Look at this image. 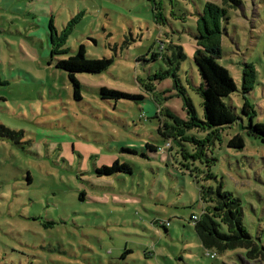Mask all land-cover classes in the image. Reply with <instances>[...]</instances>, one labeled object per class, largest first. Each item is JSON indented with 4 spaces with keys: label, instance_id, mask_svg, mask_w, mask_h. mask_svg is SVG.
Wrapping results in <instances>:
<instances>
[{
    "label": "rangeland",
    "instance_id": "obj_1",
    "mask_svg": "<svg viewBox=\"0 0 264 264\" xmlns=\"http://www.w3.org/2000/svg\"><path fill=\"white\" fill-rule=\"evenodd\" d=\"M206 1L0 0V126L17 132L0 137V264H263L244 248L205 249L191 215L210 209L202 189L221 186L240 199L244 226L264 245V142L247 132L241 109L243 67L253 62L247 96L254 121L264 123V0H212L227 8L219 62L238 85L225 97L235 123L216 135L181 126L188 115L173 77L155 76L171 64L152 52L162 42L181 45L177 74L203 117L193 54ZM80 11L68 53L50 63L49 20L62 30ZM81 44L88 57L113 63L76 73L77 98L55 63ZM102 86L144 98L104 99ZM237 133L242 148L228 146ZM147 142L167 151L152 152ZM116 159L132 171L98 174Z\"/></svg>",
    "mask_w": 264,
    "mask_h": 264
},
{
    "label": "trees",
    "instance_id": "obj_2",
    "mask_svg": "<svg viewBox=\"0 0 264 264\" xmlns=\"http://www.w3.org/2000/svg\"><path fill=\"white\" fill-rule=\"evenodd\" d=\"M83 11L73 16L62 30H58L51 18L48 24V35L51 51V62L55 59V55L68 53L65 47L67 39L75 26L82 18ZM228 18L227 8L212 0H207L204 4L203 11L199 14L196 21L195 51L194 60L201 76V85L197 86V90L202 97L203 117H199L195 105L181 84L177 69L180 67L181 61L185 57L183 47L179 44L170 43L169 45L162 42L159 48L152 53L153 58L159 56L171 64V68L164 72L155 74L157 78L164 79L166 76L173 77V87L181 94L183 98V107L188 115L186 120L181 119L180 125L186 128L200 127L203 129H212L211 134L220 133L225 125H232L237 121L239 115L234 112L225 101V97L230 96L238 90V85L231 74L230 70L219 62L222 57V36L223 22ZM86 46L81 44L78 50L66 58L56 59V67L64 69L68 72L70 80L73 83L74 95L81 98V84L76 78V73H100L113 63L111 57L90 58L86 54ZM166 49H169L166 54ZM151 77L150 82L153 81ZM256 81V68L253 62L245 63L243 67V78L241 90L243 93V104L241 106L243 114L248 118V124L245 126L249 134L259 137L264 142V123L255 122L254 116L256 110L253 103L247 96V93L254 87ZM100 95L104 99H140L144 96L140 93H130L127 91L102 86ZM156 113L159 114L158 110ZM172 116V115H171ZM158 131L166 141V146L172 147L169 140L170 135L163 126H159ZM17 132L9 129L5 125L0 126V137L14 138ZM170 143V145H168ZM245 145L244 137L241 133L232 136L228 142V146L242 148ZM147 149L152 152L164 153L167 151L165 146L147 142ZM96 171L100 175H110L116 172H131L132 168L127 162H120L119 159L113 161L111 165H103L97 167ZM81 194V198H85ZM201 195L210 203L209 211L202 209L200 214L193 213L191 219L194 221L195 230L202 246L207 250H215L223 253L226 250L237 247L244 248L248 258L259 260L264 264V245L261 244L246 229L242 222V210L239 205V198L233 193L222 190L221 186L208 187L202 189ZM198 216L195 218L194 216ZM159 223V221H157ZM159 224L166 227L169 222H160ZM222 224L226 228L222 229ZM211 257V256H210ZM215 258V257H212Z\"/></svg>",
    "mask_w": 264,
    "mask_h": 264
},
{
    "label": "built area",
    "instance_id": "obj_3",
    "mask_svg": "<svg viewBox=\"0 0 264 264\" xmlns=\"http://www.w3.org/2000/svg\"><path fill=\"white\" fill-rule=\"evenodd\" d=\"M168 145H170V143H168ZM195 218H197L198 216H194ZM207 255L211 256V257H216V252H207Z\"/></svg>",
    "mask_w": 264,
    "mask_h": 264
}]
</instances>
